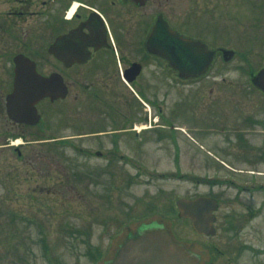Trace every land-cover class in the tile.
Segmentation results:
<instances>
[{
    "label": "rangeland",
    "instance_id": "374dc122",
    "mask_svg": "<svg viewBox=\"0 0 264 264\" xmlns=\"http://www.w3.org/2000/svg\"><path fill=\"white\" fill-rule=\"evenodd\" d=\"M170 2V18L186 35L213 49L236 51L230 61L219 54L202 83L177 90L175 123H193L200 92L207 95L199 101L204 104L223 93L224 106L244 110L241 122L251 105V116L263 121L264 94L254 88L250 73L264 64V0ZM20 4L0 0V146L9 142L0 151V208L13 210L0 212V264H104L131 228L151 219L166 223L176 239L201 254V264H264V124L249 129L250 142H236L227 138L234 135L228 131L231 126L238 125L230 117L224 123L227 130L222 133L219 127L211 143L180 138L179 158L175 143L148 145L143 155L154 157L144 159L99 158L94 151L110 150V144H98L92 137L68 139L90 131L77 128L89 115L85 105L79 114L74 95L55 104L39 103L41 125L17 126L5 109L12 58L23 52L42 70L39 17L10 14ZM210 87L216 88L213 94ZM64 136L63 142H54ZM118 146L136 152L130 144ZM233 184L255 189L241 191ZM207 192L219 195L223 208L217 234L203 237L178 217L176 201ZM236 202L255 215L227 221L225 213L245 212Z\"/></svg>",
    "mask_w": 264,
    "mask_h": 264
},
{
    "label": "flooded vegetation",
    "instance_id": "af4514ba",
    "mask_svg": "<svg viewBox=\"0 0 264 264\" xmlns=\"http://www.w3.org/2000/svg\"><path fill=\"white\" fill-rule=\"evenodd\" d=\"M20 2L22 7L14 8L10 14L39 17L41 73L46 77L56 75L61 78L67 88V95H74L79 114L84 105L88 109L89 117L78 122L77 128L82 131L83 127H87L90 131L79 132L68 139L92 137L98 144L111 145L110 150L101 147L96 149L94 155L97 157L152 158L154 156L143 155L148 145L175 143L176 158H179L180 138L185 137L188 142L193 140L198 144L211 143L209 140L216 138L211 135L215 134L219 127L222 133L227 130L224 123L229 121L230 117L237 118L238 125L231 126L228 131H232L234 135L228 134L227 138L236 142H250L252 136L249 133L257 123L264 124V119L258 122L251 116L254 106H246L247 115L241 122L240 117L244 110L230 109L226 103L224 106L223 93L217 95L216 100L211 103L204 104L199 101L206 99L207 95L200 91L192 109L193 123L188 127L175 123L177 90L193 83H202V79L209 77L210 72L196 78L185 76L169 59L149 47L148 39L162 15L171 29L187 36L178 30L176 22L170 18L173 11L170 0ZM33 7L39 9L35 10ZM215 50L216 56L221 53L220 48ZM215 89L210 87L212 94ZM217 92H222L221 88L217 89ZM66 99L52 101L46 98L44 101L53 104ZM67 137L57 140L64 141ZM120 144H130L136 152L123 151V148L118 146ZM155 149L153 153H157ZM230 186L246 192L255 189L245 184ZM260 188L264 190V186ZM200 195L218 199L219 208L215 212L217 226L221 220L219 212L223 208V199L212 192L189 197ZM236 204L245 212L229 211L224 215L227 221L233 218L244 221L255 215V210L250 211L239 202ZM185 220L192 225L191 219ZM156 222L161 221L151 219L147 223ZM142 224L136 229L131 228L134 230H129L119 240L107 260L116 255L120 244L138 234Z\"/></svg>",
    "mask_w": 264,
    "mask_h": 264
},
{
    "label": "water",
    "instance_id": "95a60500",
    "mask_svg": "<svg viewBox=\"0 0 264 264\" xmlns=\"http://www.w3.org/2000/svg\"><path fill=\"white\" fill-rule=\"evenodd\" d=\"M148 45L160 52L185 76L197 77L206 72L214 58L215 51L209 50L203 42L180 35L170 29L163 18H159L151 33ZM224 58L230 60L235 52L223 50ZM15 83L13 92L7 96V113L15 122L37 124L41 116L36 107L43 98L53 100L65 97L67 89L61 78L41 75L36 63L19 54L14 58ZM255 85L264 92V66L254 79ZM180 215L190 217L200 234H215L214 211L218 202L210 197L195 199L181 198L177 202ZM200 258L183 244L175 241L162 226L143 228L139 235L130 238L120 246L115 258L109 264H199Z\"/></svg>",
    "mask_w": 264,
    "mask_h": 264
},
{
    "label": "trees",
    "instance_id": "16d2710c",
    "mask_svg": "<svg viewBox=\"0 0 264 264\" xmlns=\"http://www.w3.org/2000/svg\"><path fill=\"white\" fill-rule=\"evenodd\" d=\"M3 144H4V143H3ZM3 144H2V145H3ZM1 150H3V147L0 148V151H1ZM17 155H18V157H21V156L19 155V151H17ZM0 178H1V176H0ZM2 210H6V211H8V212H12V213H13V210L10 209V208H8V207H1V208H0V212H1Z\"/></svg>",
    "mask_w": 264,
    "mask_h": 264
}]
</instances>
